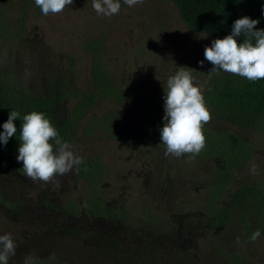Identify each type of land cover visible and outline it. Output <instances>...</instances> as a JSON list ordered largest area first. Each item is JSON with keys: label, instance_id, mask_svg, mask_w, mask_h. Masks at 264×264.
I'll return each mask as SVG.
<instances>
[{"label": "rangeland", "instance_id": "rangeland-1", "mask_svg": "<svg viewBox=\"0 0 264 264\" xmlns=\"http://www.w3.org/2000/svg\"><path fill=\"white\" fill-rule=\"evenodd\" d=\"M212 41L183 22L172 0L134 7L121 0L112 17L98 16L92 0H73L48 16L34 0H0V72L54 99L57 119L79 112L72 151L102 166L94 191L109 210L106 216L86 214L93 191L76 167L56 182H33L13 159L10 174L0 176L8 201L0 202V235L10 233L17 245L11 264H23L32 253L38 264H264V221L258 224L249 202L223 222L212 206L223 164L219 147L176 158L165 156L160 144L168 77L179 67L191 69L204 96L215 75L200 74L199 61L206 62L204 49ZM93 55L122 96L95 91ZM206 107L211 121L203 131L235 132L247 147L242 163L230 171L224 197L214 203L223 211L242 186H264V124H233ZM253 164L259 175L250 172ZM71 203L75 217L58 212ZM113 244L117 262L107 255Z\"/></svg>", "mask_w": 264, "mask_h": 264}, {"label": "trees", "instance_id": "trees-1", "mask_svg": "<svg viewBox=\"0 0 264 264\" xmlns=\"http://www.w3.org/2000/svg\"><path fill=\"white\" fill-rule=\"evenodd\" d=\"M183 22L193 31L205 34L210 38L223 39L231 33L233 23L243 17L248 16L251 19L259 20L256 30L264 29V15L261 13L264 7V0H172ZM244 37L237 38V42H243ZM255 41H253V44ZM92 45H87L91 49ZM96 48L93 52H96ZM93 61V88L99 94H105L108 97L122 96V93L113 88L114 83L107 79L102 72L97 58ZM209 62L204 63V67L199 70L202 75H208L212 69ZM209 87L205 91V103L213 111L215 118L229 121L233 124H252L259 121L264 124V80L255 83L241 78L234 74L220 71L214 74ZM89 98H84L87 101ZM122 100V99H119ZM54 99L51 100L45 96L35 95L29 92L27 87L15 81L3 77L0 72V132H3L2 125L8 120L11 111H17L20 116L14 121L17 133L9 139L7 145L0 143V176H6L12 171L13 159L18 156L19 130L23 122V116L33 111L45 114L54 127L58 130L64 141L73 143V129L78 121L77 112L70 115L65 120L57 119L54 110ZM111 119V118H110ZM93 124H95L93 122ZM254 124V123H253ZM90 128V122L86 124ZM206 147L212 146V149L218 148V155L223 160L221 171L213 188L212 206L217 211L222 212L221 222L225 221L236 206L244 201L249 202L252 212L255 214L258 224L264 221V186L247 184L236 190L231 198L226 202L225 208L218 210L214 204L224 197L226 183L230 176V171L239 166L244 159L242 155L247 147L235 132H211L204 130ZM77 171L81 180H87L93 193L87 195L85 200V212L89 216H106L107 210L101 199L95 194L100 181L102 166L96 162L86 161L80 164ZM77 170V169H76ZM0 202L4 205L8 201L4 200L0 190ZM44 209L50 211L54 207L43 202ZM59 213L75 217L76 211L71 204L58 209ZM261 222V223H260ZM116 244L111 246L107 255L112 262H117L120 254L117 252ZM128 256V254L126 253ZM122 258H125L123 252ZM9 264L10 261H9Z\"/></svg>", "mask_w": 264, "mask_h": 264}, {"label": "clouds", "instance_id": "clouds-1", "mask_svg": "<svg viewBox=\"0 0 264 264\" xmlns=\"http://www.w3.org/2000/svg\"><path fill=\"white\" fill-rule=\"evenodd\" d=\"M34 3L44 16H48L61 13L73 4V0H34ZM123 3L134 7L143 4L144 0H123ZM92 8L98 16L112 17L119 14L121 0H92ZM261 13L264 15V7ZM259 23V20L243 16L233 23L229 35L214 39L210 47H205L204 58L213 66L208 72L210 78L223 71L253 83L264 80V29L256 30ZM242 36L243 42L238 43L237 38ZM199 66L204 67L203 60L199 61ZM163 88V127L159 131L165 156L198 155L206 146L203 127L211 121L202 88L194 84L191 69L187 67H179L175 75L168 77ZM19 116L17 111L9 113L8 120L2 125L0 143L7 145L17 133L14 121ZM19 141L17 162L23 163L21 170L33 182H56L57 176L69 173L74 167L78 171V166L83 163V159L72 151V145L63 140L42 112L33 111L23 116ZM250 172L259 175L258 166L253 164ZM259 237L257 230L251 240L255 242ZM236 242L240 243L239 237ZM16 247L10 233L0 235V264H9V259L16 255ZM50 259H55V253ZM23 264H38V257L35 253L26 255Z\"/></svg>", "mask_w": 264, "mask_h": 264}]
</instances>
